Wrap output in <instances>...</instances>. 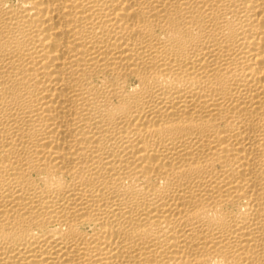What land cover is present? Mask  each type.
Instances as JSON below:
<instances>
[{
    "label": "bare ground",
    "instance_id": "1",
    "mask_svg": "<svg viewBox=\"0 0 264 264\" xmlns=\"http://www.w3.org/2000/svg\"><path fill=\"white\" fill-rule=\"evenodd\" d=\"M0 264H264V0H0Z\"/></svg>",
    "mask_w": 264,
    "mask_h": 264
}]
</instances>
